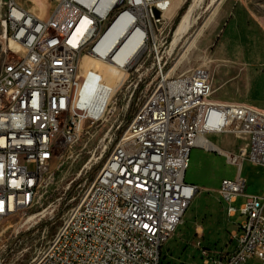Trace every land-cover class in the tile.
Listing matches in <instances>:
<instances>
[{"label":"built area","instance_id":"obj_1","mask_svg":"<svg viewBox=\"0 0 264 264\" xmlns=\"http://www.w3.org/2000/svg\"><path fill=\"white\" fill-rule=\"evenodd\" d=\"M51 1L48 15L40 19L15 0H6L7 46L0 43V228L12 216L32 213L55 180V162L65 158L85 130L107 121L113 100L120 97L126 103V75L114 89L100 82L108 94L114 92L99 109L82 100L84 57L126 73L134 62L126 66L115 60L126 47V15L144 33L143 50L156 58L169 27L168 0H114L102 11L108 0H94L91 7L89 0ZM97 17H105V24H97ZM114 28L121 31L118 50L100 51ZM12 52L15 56L7 60ZM155 67L157 86L123 135H117L121 121L106 136L95 164L107 152L108 157L93 182L86 187V180L70 200L57 232L32 264H161L162 250L197 191L186 182L191 152L209 151V137L224 135L246 143L238 155L224 154L238 174L223 179L218 189L228 217L239 212L242 220L230 233L235 249L217 252L212 264H264V190L250 195L242 174L245 161L264 173V111L212 99L213 82L205 68L170 77L162 59ZM239 198L243 201L237 210L233 204ZM58 208L51 211L50 221ZM45 217H36L27 230ZM7 257V247L0 246V264H7Z\"/></svg>","mask_w":264,"mask_h":264},{"label":"rangeland","instance_id":"obj_2","mask_svg":"<svg viewBox=\"0 0 264 264\" xmlns=\"http://www.w3.org/2000/svg\"><path fill=\"white\" fill-rule=\"evenodd\" d=\"M17 1L39 17L47 16L53 6L51 0ZM186 1H172L175 15L170 17L168 12L165 14L169 27L160 44L159 56L156 58L154 53L143 50L132 61V69L126 70V103L120 97L113 100L107 121L85 130L81 140L68 150L65 158L55 162V180L32 213L12 216L3 223L0 228V246L7 247V264H32L38 250L55 235L61 224L62 214L72 204L70 200L79 194L86 180L87 187L95 179L97 168L102 163L95 162L107 144L106 136H111L121 121L122 127H125L124 133L129 125L127 122L132 116L133 106L137 111L140 103L157 86L155 66L158 59L167 63L166 73L170 77L186 74L196 68H205L210 72L213 82L212 99L225 103H248L264 111V0H192L187 8L188 10L192 6L189 29L174 47L172 44L176 38V27L171 41L165 44L171 37V34L169 37L167 35L170 30L172 33L175 20ZM14 56L13 52L10 53L7 60ZM85 60L92 71L87 74L82 60L80 74L87 78V82L83 84L81 98L83 101L86 99V90L89 89L91 96L87 102L97 110L114 92L112 90L108 94V91L100 87V82L103 80L104 84L114 89L122 79L113 80L102 75V62L89 57H85ZM137 84L142 85V89L133 102L134 87ZM114 105H117L116 109L113 108ZM118 133L119 131L117 135ZM209 140L221 148L223 153L199 148L192 150L186 182L193 183L197 191L185 222H182L162 250L161 264H212L217 252L233 250L237 245L236 241L231 242L230 233L237 229L241 216L238 212L226 226L225 207L216 189L220 181L234 179L238 174V168L229 164L224 154L238 155L246 143L231 135L209 137ZM246 164L248 165L245 166ZM249 164L251 163L248 161L244 162V170L257 177L256 183H251V188L259 191L263 188L262 177L255 169L259 166L251 164L252 167ZM73 187L75 189L71 199L67 201ZM249 187L248 183V192ZM242 201L233 206L239 210ZM64 203L67 207L58 217ZM49 206L51 207L48 208ZM55 206L59 208L55 219L50 221V213ZM42 211H45L46 217L38 226L31 230H27L31 223L22 227L28 218L31 221L37 216L35 214ZM253 264L259 263L253 261Z\"/></svg>","mask_w":264,"mask_h":264},{"label":"bare ground","instance_id":"obj_3","mask_svg":"<svg viewBox=\"0 0 264 264\" xmlns=\"http://www.w3.org/2000/svg\"><path fill=\"white\" fill-rule=\"evenodd\" d=\"M15 1L17 2L18 5H20L17 0H15ZM113 1L114 0H108L107 2H105L104 5H102L99 8V11L107 9V7L109 8L113 4ZM168 1H169L170 5H169L168 9L166 10V13L168 12L170 17H172L175 15V13L173 11L174 3L172 2L174 0H168ZM93 2H94V0H89L88 5L90 7L93 6V4H94ZM5 6H6V0H0V43L2 44V46L4 48H5V46H7L5 43L6 42V28H7L6 22H5ZM23 8H25V7H23ZM191 14H192V6L182 15L180 23L178 24V26L176 28V31H175V37L176 38L172 44L174 47L178 45V43L182 39L184 33L189 29V26L191 23ZM36 17L40 18V19L46 18V16L45 17L36 16ZM104 23H105V17H97V24H104ZM132 24H133L132 23V17L130 15H126V47L124 49H122L120 51V53L115 57V60L119 64H124L126 62V66L129 65L130 63H132V61L135 60V58H137L140 55V53L143 51V46H142L141 41H142V38L144 36V33L141 30L135 29L134 26H132ZM120 33H121V31L119 29L114 28L109 33V35L105 38V44L100 48V51L106 52V50H108V49L112 50V48H114L115 46H116L115 51H117L118 47L120 46V44L116 45L119 43ZM83 65L85 66V70L87 71V74L88 73L90 74L92 69L88 67V64L85 60V57L83 59ZM102 66L104 67V68L102 67L103 71L102 72L100 71V73L102 75L108 76L109 78H113V80H116V79L124 80L126 73L118 70L116 68V66H112V65L106 64L104 62H102ZM90 96H91V91L89 89H87L86 90V99H84V101L85 102L89 101ZM206 147L209 150H213V151L223 153L221 148L216 146V144L213 143L212 141H210L209 139H208V144H206ZM194 197H195V194H194ZM44 214H45V211H42L36 217L44 215ZM185 216H184L183 222H185ZM36 217H34V219ZM28 219L25 221V223L22 225V227L30 224L34 220L33 219L31 221H28Z\"/></svg>","mask_w":264,"mask_h":264},{"label":"trees","instance_id":"obj_4","mask_svg":"<svg viewBox=\"0 0 264 264\" xmlns=\"http://www.w3.org/2000/svg\"><path fill=\"white\" fill-rule=\"evenodd\" d=\"M191 2H192V0H187L186 3L181 7V9H180V11H179V14H178V16H177V18H176V20H175L174 27H173L172 33H171V35H170L171 37H170V39L168 40V42L171 41V39H172V34H173L175 28L177 27V24H178V22H179L181 16L185 13V11L187 10V8H188L189 5L191 4ZM141 89H142V85L139 84L137 90H136L135 93H134V96H133V102L136 101V99H137V97H138L139 92L141 91ZM133 111H134V112H133ZM133 113H134V114L136 113V110H134V106H133L132 111H131V115H132V116H130L129 121L127 122V125H128V124L131 122V120L133 119V117H134V114H133ZM124 129H125V127H122V128L119 130V133H118L119 137L122 135ZM108 155H109V152H107V153L105 154L104 160H103L102 163L98 166L97 171H99V169L102 167V165H103L104 161L106 160V158L108 157ZM74 189H75V187H73V189L71 190V192H69L68 197H67V201H69V200L71 199V196H72V193H73ZM63 205H64V206L61 208V211H60V213L58 214V217L61 215V212H63V210L67 207V206H66V203H64Z\"/></svg>","mask_w":264,"mask_h":264},{"label":"crops","instance_id":"obj_5","mask_svg":"<svg viewBox=\"0 0 264 264\" xmlns=\"http://www.w3.org/2000/svg\"><path fill=\"white\" fill-rule=\"evenodd\" d=\"M31 10V9H30ZM214 137H216V136H214ZM191 165V164H190ZM248 164H246L245 166H247ZM249 165H251V164H249ZM245 166H243V172H242V174H243V176L244 177H246V179H247V181H248V183L250 184V187H249V194L250 195H254V196H260L261 194H262V192H263V189H264V173H263V170H262V168L261 167H259V168H255L256 169V171H257V174L259 175V176H261L262 177V182H263V188L261 189V190H259V191H256L255 189H252L251 188V183H256V180H257V177L256 176H252V174L250 173H247L245 170H244V167ZM252 166V165H251ZM253 167V166H252ZM187 174V173H186ZM220 184H221V181L219 182V184H218V186H217V189H216V192H218V189H219V187H220ZM192 185H193V183H192ZM253 186V185H252ZM242 201L243 200V198H239L238 200H237V202L236 203H238L239 201ZM222 201V200H221ZM223 203V202H222ZM224 204V203H223ZM224 207H225V212H226V205L224 204ZM225 221H226V226L228 227V225L230 224V218L228 217V215H227V213H226V219H225Z\"/></svg>","mask_w":264,"mask_h":264}]
</instances>
